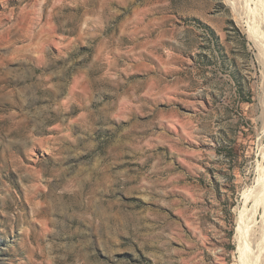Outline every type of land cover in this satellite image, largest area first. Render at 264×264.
Returning <instances> with one entry per match:
<instances>
[{
  "label": "rangeland",
  "instance_id": "rangeland-1",
  "mask_svg": "<svg viewBox=\"0 0 264 264\" xmlns=\"http://www.w3.org/2000/svg\"><path fill=\"white\" fill-rule=\"evenodd\" d=\"M262 5L0 0V264H240Z\"/></svg>",
  "mask_w": 264,
  "mask_h": 264
},
{
  "label": "bare ground",
  "instance_id": "bare-ground-1",
  "mask_svg": "<svg viewBox=\"0 0 264 264\" xmlns=\"http://www.w3.org/2000/svg\"><path fill=\"white\" fill-rule=\"evenodd\" d=\"M262 7L260 9L264 11V7ZM261 10L259 15L264 20V12H261ZM260 28L261 31L249 26L250 36L258 50L257 60L261 70L259 102L264 113V22ZM253 181L255 187L242 193V208L239 210L236 219L238 225L236 239L238 241V253L241 258L240 264H264V170L260 178ZM250 204L251 207L248 208Z\"/></svg>",
  "mask_w": 264,
  "mask_h": 264
}]
</instances>
